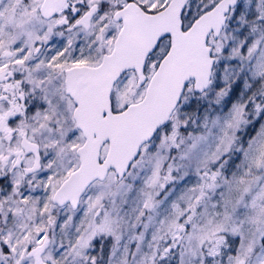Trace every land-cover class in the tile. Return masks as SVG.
<instances>
[{"label":"snow or ice","instance_id":"obj_1","mask_svg":"<svg viewBox=\"0 0 264 264\" xmlns=\"http://www.w3.org/2000/svg\"><path fill=\"white\" fill-rule=\"evenodd\" d=\"M0 264H264V0H0Z\"/></svg>","mask_w":264,"mask_h":264}]
</instances>
